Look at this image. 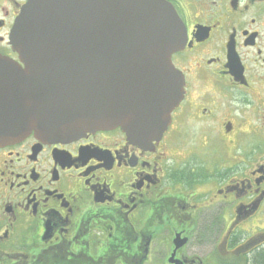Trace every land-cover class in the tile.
<instances>
[{
	"label": "flooded vegetation",
	"instance_id": "obj_1",
	"mask_svg": "<svg viewBox=\"0 0 264 264\" xmlns=\"http://www.w3.org/2000/svg\"><path fill=\"white\" fill-rule=\"evenodd\" d=\"M28 1L0 0V55L17 61L10 34ZM168 1L187 31L171 123L145 145L117 127L0 146V264H255L264 252V0Z\"/></svg>",
	"mask_w": 264,
	"mask_h": 264
},
{
	"label": "water",
	"instance_id": "obj_2",
	"mask_svg": "<svg viewBox=\"0 0 264 264\" xmlns=\"http://www.w3.org/2000/svg\"><path fill=\"white\" fill-rule=\"evenodd\" d=\"M187 40L167 0H29L0 56V146L121 127L159 139L183 96L172 54Z\"/></svg>",
	"mask_w": 264,
	"mask_h": 264
},
{
	"label": "trees",
	"instance_id": "obj_3",
	"mask_svg": "<svg viewBox=\"0 0 264 264\" xmlns=\"http://www.w3.org/2000/svg\"><path fill=\"white\" fill-rule=\"evenodd\" d=\"M255 261H256L255 264H264V252L258 254V255L255 257Z\"/></svg>",
	"mask_w": 264,
	"mask_h": 264
}]
</instances>
